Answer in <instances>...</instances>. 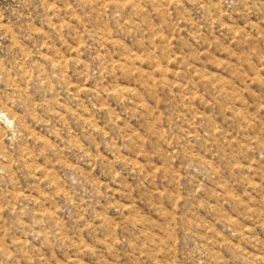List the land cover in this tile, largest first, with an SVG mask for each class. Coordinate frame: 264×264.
Returning a JSON list of instances; mask_svg holds the SVG:
<instances>
[{
  "label": "rangeland",
  "instance_id": "374dc122",
  "mask_svg": "<svg viewBox=\"0 0 264 264\" xmlns=\"http://www.w3.org/2000/svg\"><path fill=\"white\" fill-rule=\"evenodd\" d=\"M0 264H264V0H0Z\"/></svg>",
  "mask_w": 264,
  "mask_h": 264
}]
</instances>
